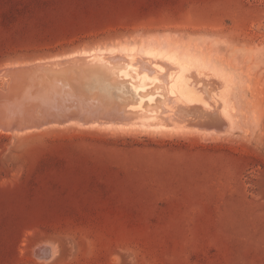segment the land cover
Here are the masks:
<instances>
[{"label": "rangeland", "instance_id": "rangeland-1", "mask_svg": "<svg viewBox=\"0 0 264 264\" xmlns=\"http://www.w3.org/2000/svg\"><path fill=\"white\" fill-rule=\"evenodd\" d=\"M142 41L222 70L234 130L0 121V264H264V0H0L1 69Z\"/></svg>", "mask_w": 264, "mask_h": 264}, {"label": "bare ground", "instance_id": "bare-ground-1", "mask_svg": "<svg viewBox=\"0 0 264 264\" xmlns=\"http://www.w3.org/2000/svg\"><path fill=\"white\" fill-rule=\"evenodd\" d=\"M2 68L0 121L10 130L30 129L33 117L45 113L55 119V112L71 116L57 120L59 124L78 126H137L202 135L234 130L236 108L223 71L162 41Z\"/></svg>", "mask_w": 264, "mask_h": 264}, {"label": "water", "instance_id": "water-1", "mask_svg": "<svg viewBox=\"0 0 264 264\" xmlns=\"http://www.w3.org/2000/svg\"><path fill=\"white\" fill-rule=\"evenodd\" d=\"M48 256V255H47Z\"/></svg>", "mask_w": 264, "mask_h": 264}]
</instances>
